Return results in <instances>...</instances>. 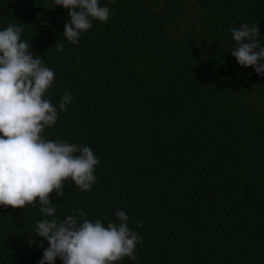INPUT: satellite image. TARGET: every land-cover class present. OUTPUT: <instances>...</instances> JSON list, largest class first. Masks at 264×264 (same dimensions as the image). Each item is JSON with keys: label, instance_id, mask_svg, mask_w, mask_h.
Listing matches in <instances>:
<instances>
[{"label": "trees", "instance_id": "obj_1", "mask_svg": "<svg viewBox=\"0 0 264 264\" xmlns=\"http://www.w3.org/2000/svg\"><path fill=\"white\" fill-rule=\"evenodd\" d=\"M164 1L157 11L160 0H100L108 20H93L72 44L67 9L0 0V29L20 26L29 51L55 73L45 95L58 119L42 137L89 146L100 161L90 191L69 178L64 199L49 194L55 216L82 209L107 226L123 210L142 243L135 260L113 264H264V105L251 102L260 76L224 47L237 46L230 29L241 24H256L264 47V0H197L201 9L178 21L174 37L199 20L202 46L218 41L203 54L198 24L179 41L170 36L195 4ZM65 92L73 100L61 112ZM263 100L264 77L255 104ZM41 219L35 203L0 205V264H38L48 247L32 233Z\"/></svg>", "mask_w": 264, "mask_h": 264}, {"label": "clouds", "instance_id": "obj_2", "mask_svg": "<svg viewBox=\"0 0 264 264\" xmlns=\"http://www.w3.org/2000/svg\"><path fill=\"white\" fill-rule=\"evenodd\" d=\"M52 2L67 9L63 35L72 44L93 27V20L103 23L111 15L100 0ZM22 31L11 23L0 29V205L22 209L38 205L45 219L36 222L32 233L42 238L39 247L48 243L38 264H55L57 258L61 264H113L124 257L135 260L142 237L129 228V217L123 210L114 213L118 222H108L107 226L101 220L84 219L87 213L82 209H72L73 214L62 220L55 216L57 209L49 194L55 190V195L64 199L63 181L69 178L79 190L90 191L100 161L89 146L42 137L44 129L58 119L57 107L45 95L55 73L29 51V43L21 39ZM230 31L237 45L230 54L239 65L251 66L256 75L264 76V47L258 48L261 33L257 25L241 24ZM55 46L57 51L63 50L62 45ZM72 100L65 92L59 110L65 111ZM136 227L142 224L138 222ZM32 242L34 238H30Z\"/></svg>", "mask_w": 264, "mask_h": 264}, {"label": "water", "instance_id": "obj_3", "mask_svg": "<svg viewBox=\"0 0 264 264\" xmlns=\"http://www.w3.org/2000/svg\"><path fill=\"white\" fill-rule=\"evenodd\" d=\"M148 1H149V3L151 2V0H148ZM160 1H161V5H160V7L155 8V7L152 6V7L155 8V10H157V11H162V10L164 9V7H165V1H164V0H160ZM188 1L192 2L193 4H195V7H194L193 9L187 11L186 13L182 14L181 16H179V17L175 20V22H174L173 25H172L171 31H170V36H171L172 40L179 41V40H181V39L183 38L184 33H185V30H186V27H187L188 24H190V23H196V24H198V26H199V31H198L197 49H198L199 53L203 54V53H206V52L208 51V49H209V47H210V45H211L212 43H214V42H218V41H217V40H211V41H209L208 43H206L204 46H202V31H203V25L199 22V20L194 19V18H189V19H187V20L185 21V23L183 24V26H182V29H181L180 35H179L178 37H174V31H175V29H176V26H177V24H178V21H179L181 18H184V17H186V16H188V15H190V14L196 13V12H198V11L201 9V5L197 2V0H188ZM150 4H151V3H150ZM223 46H224V45H223ZM224 47H225V48H235V47H237V46H233V47H227V46H224ZM263 77H264V76H260V77H259V79H258V81H257V83H256V85H255V87H254V89H253V91H252V96H251V102H252L254 105H256L258 108H261V107L264 105V100H263L261 103H259V104H255V95H256V92H257V90H258L259 85H260L261 82H262Z\"/></svg>", "mask_w": 264, "mask_h": 264}]
</instances>
